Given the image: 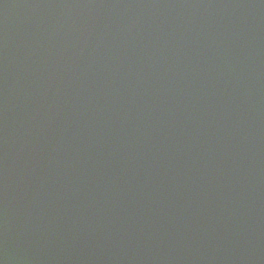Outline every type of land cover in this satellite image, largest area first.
I'll return each instance as SVG.
<instances>
[{
    "label": "water",
    "instance_id": "1",
    "mask_svg": "<svg viewBox=\"0 0 264 264\" xmlns=\"http://www.w3.org/2000/svg\"><path fill=\"white\" fill-rule=\"evenodd\" d=\"M0 264H264V0H0Z\"/></svg>",
    "mask_w": 264,
    "mask_h": 264
}]
</instances>
